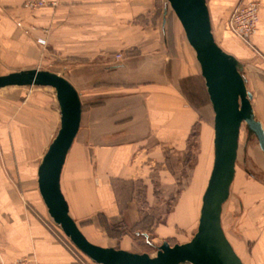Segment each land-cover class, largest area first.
<instances>
[{
	"label": "crops",
	"instance_id": "crops-1",
	"mask_svg": "<svg viewBox=\"0 0 264 264\" xmlns=\"http://www.w3.org/2000/svg\"><path fill=\"white\" fill-rule=\"evenodd\" d=\"M260 1L259 28L251 37L254 48L228 26L232 9L242 0H209V8L215 38L243 64L256 118L264 123V0ZM57 2L34 9L26 7L25 0H0V70H26L59 60L65 72H57L78 87L85 106L61 176L72 217H93L101 232L100 213L134 225L141 221V206L135 196L125 201L124 183L144 182L150 200L155 199L159 176L165 183H178L172 167L179 168L195 126L208 151L202 164L209 166L216 113L198 56L168 0ZM42 38L46 44H40ZM29 99L41 108L2 112L0 100V264L29 255L43 264H83L57 233L38 181L39 165L59 133L60 108L46 115V103L36 95ZM201 173L200 168L197 174ZM201 184L184 193L186 219L176 216L173 229L178 224L192 232L200 223ZM262 228L250 233L255 242L251 252L242 241L241 251L235 247L246 264H264ZM107 242L98 243L116 244ZM129 245L128 240L122 243L125 249Z\"/></svg>",
	"mask_w": 264,
	"mask_h": 264
},
{
	"label": "water",
	"instance_id": "water-1",
	"mask_svg": "<svg viewBox=\"0 0 264 264\" xmlns=\"http://www.w3.org/2000/svg\"><path fill=\"white\" fill-rule=\"evenodd\" d=\"M168 1L196 51L216 113L214 167L202 197L197 233L187 242L172 245L164 240L158 253L152 255L148 251L98 245L89 239L72 217L61 182L64 164L83 120L84 103L78 87L62 73L30 67L0 75V88L37 85L56 90L61 106L60 129L39 165L40 192L55 222L90 259L99 264H246L223 228L222 214L237 176L241 129L246 123L264 151V123L256 118L243 64L215 38L209 0Z\"/></svg>",
	"mask_w": 264,
	"mask_h": 264
},
{
	"label": "rangeland",
	"instance_id": "rangeland-1",
	"mask_svg": "<svg viewBox=\"0 0 264 264\" xmlns=\"http://www.w3.org/2000/svg\"><path fill=\"white\" fill-rule=\"evenodd\" d=\"M258 1L260 0H242L239 5L237 4L236 6H234V8L232 9V15L236 7L249 4L250 2ZM54 5H58L57 0ZM54 5H48V7ZM261 7L262 6L260 5V9ZM172 8L173 7H171V10L173 11V13H175ZM232 15L230 17V20L232 19ZM230 20H228V26ZM20 25L23 26V23ZM258 28L259 25L256 29V32ZM230 30L231 32H233V34L237 35L236 32L231 28ZM254 34L255 32L248 37L249 39H243L239 35L237 36L245 43H248L254 48V43L251 38ZM40 44H46V41L44 43L40 42ZM118 55L121 56L119 57ZM118 55L117 57L119 59L123 58L122 54ZM54 61L55 60H52V62H43V64H41V66L37 68L43 69L44 67H47L56 72H63L64 70L59 68V60L55 62ZM6 72L13 71H9L8 69L0 70V74ZM56 94V90L50 86H6L0 88V97H2L0 100H2L3 105L2 112L9 111L10 109L15 108L16 110H18L15 114H19L21 110L25 108L26 110H29V113H31V110H34V108H41L39 107L38 102H34L29 99V95H36L41 99V104L46 103V107H44L46 111L45 114L49 115L51 109L57 108V110H59L60 108V102L57 100ZM13 103H16L15 105L17 107L13 105ZM247 128L248 125L245 123L243 125V128L241 129L242 136L239 146L240 153L238 155V165L236 169L237 177L232 185V193L226 201L222 216L224 220L223 228L224 230H226L231 242L234 243L235 247H237L239 251H241L243 249L241 247L242 241L246 244L247 251L249 253L255 246V242L252 239L253 237L252 235H250V233H254L255 229L253 228L262 230V227H264V151L259 146V139L257 135L255 133H249ZM199 129L200 128H198V126H195V130L191 134V143H189L188 151L185 152V155L183 154L180 157L179 168L172 167L175 170V174L178 175V183H165L161 178L162 176H159L160 180H158L157 186H155L154 189L155 199L151 200L150 198H148L147 192L145 190L146 184L144 182L131 181L129 183H124L125 187L123 193H125V196L127 198L125 201H130V199L132 200V197L135 196L139 205L141 206L142 214L141 221L139 223L137 222L136 224L130 226L126 221L122 219L112 220L106 213H100L98 215V222H100L102 232L97 231L96 222L94 221L93 217H90L85 220L82 219L81 221H78L82 227L84 234L88 236L89 239L95 241L98 245H101L98 242L103 241V243H108L107 241L111 240L116 243L115 246L112 247L116 248H124L122 246V243L123 241L128 240L130 242V249L127 250L139 251L141 253L148 251L151 252L152 255L158 253L160 249L159 245L162 244L164 240L170 242L173 245L176 242L182 243L181 240H186L187 242L189 238H193L197 233L198 225L200 223L196 225L195 229L193 230L194 232H191L188 230V228L184 229L178 224L175 225L173 229L172 221H174L176 216L179 218V220L186 219L184 214L187 210L183 212V209L185 207L184 202L187 197L184 198V193L188 191V188H192V186L194 188H197L201 183V185H204L203 190L205 193V189L209 182V180L207 182V179H210L211 170L214 167L213 161L215 156V149L213 144L211 145L209 166L205 162V167L202 164L203 158L205 156L208 157V151L206 148H204L203 138L201 137ZM169 167L171 168V165ZM200 168L203 173L198 175L197 171ZM199 206L201 207V210L199 211L200 213L203 206L202 198L199 202ZM52 220L54 223H56L53 217ZM56 224L58 228L57 233L60 234L62 240L66 239L69 242L77 260H79L83 264H99L93 259H90L84 253V251L79 248L77 249L76 246L72 245L70 240L65 235L63 236L61 232V229L63 230V228L61 227V225H59L58 223ZM169 228H172L171 234L166 233L167 229ZM102 237H106V240H102ZM30 258L35 259V257L32 256H30ZM18 260L20 259L14 260L10 264H13ZM37 261L40 264H43L39 260ZM187 264L194 263L187 262Z\"/></svg>",
	"mask_w": 264,
	"mask_h": 264
},
{
	"label": "built area",
	"instance_id": "built-area-1",
	"mask_svg": "<svg viewBox=\"0 0 264 264\" xmlns=\"http://www.w3.org/2000/svg\"><path fill=\"white\" fill-rule=\"evenodd\" d=\"M56 0H26L25 4L28 7L39 9L41 6L45 5H54ZM260 5L261 2H250L243 6L235 8V11L232 15V19L229 22L230 28L236 32L243 39H249L248 37L256 32L258 27L259 18H260ZM20 24H22L20 22ZM46 40L42 38L40 42L44 43ZM119 57L121 55H118ZM13 264H40L37 260L30 258V256L24 257L15 261Z\"/></svg>",
	"mask_w": 264,
	"mask_h": 264
},
{
	"label": "trees",
	"instance_id": "trees-1",
	"mask_svg": "<svg viewBox=\"0 0 264 264\" xmlns=\"http://www.w3.org/2000/svg\"><path fill=\"white\" fill-rule=\"evenodd\" d=\"M89 105H90V104H88L87 106H89ZM84 107H85V106H84ZM84 107H83V108H84ZM61 232H62L63 236L65 235V236L70 240L71 244L74 245L73 242H72V240L70 239V237L67 236V235L65 234V232H63L62 229H61ZM74 246H75V245H74ZM76 248H77V247H76ZM77 249H78V248H77Z\"/></svg>",
	"mask_w": 264,
	"mask_h": 264
},
{
	"label": "bare ground",
	"instance_id": "bare-ground-1",
	"mask_svg": "<svg viewBox=\"0 0 264 264\" xmlns=\"http://www.w3.org/2000/svg\"><path fill=\"white\" fill-rule=\"evenodd\" d=\"M208 184H209V182H208ZM204 197V196H203Z\"/></svg>",
	"mask_w": 264,
	"mask_h": 264
}]
</instances>
